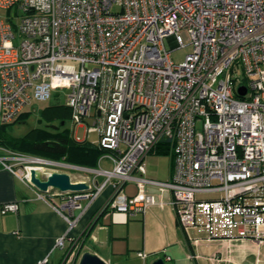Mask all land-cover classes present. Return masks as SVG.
I'll return each instance as SVG.
<instances>
[{
    "label": "built area",
    "instance_id": "obj_1",
    "mask_svg": "<svg viewBox=\"0 0 264 264\" xmlns=\"http://www.w3.org/2000/svg\"><path fill=\"white\" fill-rule=\"evenodd\" d=\"M0 8V125L63 89L73 123L93 118L87 132L113 164L98 170L105 180L96 186L111 185L113 214L144 212L155 200L143 188L153 184L171 191L188 227L198 193H220L201 200L206 217L225 215L242 237L264 240V0H0ZM182 29L192 50L175 63ZM163 139L174 156L170 178L147 179L144 160ZM28 157H13L31 162L18 170L27 182L31 168L60 164ZM128 181L135 195L124 192ZM56 195L69 209L94 196ZM17 208L3 203L1 213ZM69 242L61 264L80 255L81 244Z\"/></svg>",
    "mask_w": 264,
    "mask_h": 264
},
{
    "label": "crops",
    "instance_id": "obj_2",
    "mask_svg": "<svg viewBox=\"0 0 264 264\" xmlns=\"http://www.w3.org/2000/svg\"><path fill=\"white\" fill-rule=\"evenodd\" d=\"M21 119L14 124L20 125ZM64 124L61 122L56 128L46 126L56 130ZM75 138L97 144L88 137L75 135ZM160 157L152 153L146 156L144 177L169 180L171 157H166L164 162ZM104 160L108 159L99 158L93 167L58 161L60 164L53 172H64L73 182L87 183L89 189L84 192L94 194L92 198H82L81 207L70 209L61 207L63 196H57L54 190L40 192L23 179L18 169L10 171L0 160V264H37L44 257H48V264H61L69 240L81 241L80 255L74 264L85 251L100 256L107 264H153L157 258L168 264H264V240L257 242L255 238L242 237L237 225L224 223L225 215L207 218L203 213L207 208L201 200L210 201L219 197L218 193L196 196L195 216L188 227L179 219L171 191L160 190L153 184L143 188L155 200L144 212L113 214L108 205L111 185L106 184L96 193V186L105 180L98 170L108 169L102 167ZM123 190L128 196L138 193L134 181H128ZM13 202L18 204L17 212L1 213L3 203ZM207 219L216 223L210 230L205 226ZM91 221L90 231L84 234ZM64 235H68L66 247L61 249L56 246V240ZM138 253L146 256L142 258Z\"/></svg>",
    "mask_w": 264,
    "mask_h": 264
},
{
    "label": "trees",
    "instance_id": "obj_3",
    "mask_svg": "<svg viewBox=\"0 0 264 264\" xmlns=\"http://www.w3.org/2000/svg\"><path fill=\"white\" fill-rule=\"evenodd\" d=\"M67 107V106H66ZM26 113L22 112L20 117L10 124L0 125V146L18 154L38 156L51 161H65L67 163L93 167L106 150L97 144L87 140H78L71 135L69 128L64 125L53 130L45 126L44 130L30 131L22 137L11 133V125L18 122ZM162 156L168 155L173 161L172 146L169 140L163 139L156 148L150 152ZM93 221L86 228L85 233L90 231Z\"/></svg>",
    "mask_w": 264,
    "mask_h": 264
},
{
    "label": "rangeland",
    "instance_id": "obj_4",
    "mask_svg": "<svg viewBox=\"0 0 264 264\" xmlns=\"http://www.w3.org/2000/svg\"><path fill=\"white\" fill-rule=\"evenodd\" d=\"M7 15L6 10H3L0 8V17L5 18ZM181 39L184 41L185 45L171 50V59L175 63H180L185 56L191 52L192 50V45L190 44V37L189 33L186 29H182L180 32ZM169 45L167 44V47ZM237 74H241L238 69L236 70ZM66 91L63 89H57L55 92L52 93V96L50 99L45 100L44 102L40 101H32L30 105H28L25 109L26 114L25 118L21 119V124L18 125L14 124V132L13 134L16 136H22L23 134H27L30 131H35L37 129H42L44 130L46 125H52L56 126L59 125L61 122H64V126L69 130L71 135L75 137H88L90 141H98L99 136L97 135V132L92 131L87 132V127H91V124L93 123V118H85L83 120V123L76 125L73 123L71 114H70V109L66 107ZM93 113V111H92ZM94 114V113H93ZM18 153H15L13 151H9L3 147L0 146V157H5L4 159H0L1 161L3 160V163H7L8 165H13L14 169L18 170H23V167L25 165H32L31 162L27 161L26 159L20 160L13 158L16 156ZM26 155V154H25ZM29 157H34L31 155H28ZM25 157V156H23ZM28 157V158H29ZM38 157V156H36ZM160 157V156H159ZM166 157L168 158V155H162L160 157L161 162H164L166 160ZM22 158V157H21ZM41 158V157H39ZM43 159V158H41ZM49 160V159H44ZM5 161V162H4ZM59 162H64V161H59ZM163 164L159 165V170L162 169ZM102 167L108 168L107 170H111L113 167V164L110 160H104V163ZM42 168V167H41ZM57 167L54 166L53 164H46L43 165V169H41L42 173L47 174V172H53ZM200 194V193H198ZM220 194V193H219ZM200 196V195H197ZM78 242L76 243V246H79L81 244V241L77 240ZM79 244V245H78Z\"/></svg>",
    "mask_w": 264,
    "mask_h": 264
},
{
    "label": "water",
    "instance_id": "obj_5",
    "mask_svg": "<svg viewBox=\"0 0 264 264\" xmlns=\"http://www.w3.org/2000/svg\"><path fill=\"white\" fill-rule=\"evenodd\" d=\"M238 95L244 96L246 93V86L241 85L237 90ZM57 127V126H56ZM54 126V128H56ZM30 185H33L42 193H47L50 190H54L56 193H82L89 189V185L85 182H73L71 181L70 176L64 172H50L42 173L36 168H31L29 170ZM77 264H107L105 261L100 258V256L85 251L81 255ZM153 264H168L162 258L155 259Z\"/></svg>",
    "mask_w": 264,
    "mask_h": 264
},
{
    "label": "bare ground",
    "instance_id": "obj_6",
    "mask_svg": "<svg viewBox=\"0 0 264 264\" xmlns=\"http://www.w3.org/2000/svg\"><path fill=\"white\" fill-rule=\"evenodd\" d=\"M35 168H36L37 170H39V171L42 169V168L39 167V166H35ZM35 168H34V169H35Z\"/></svg>",
    "mask_w": 264,
    "mask_h": 264
}]
</instances>
